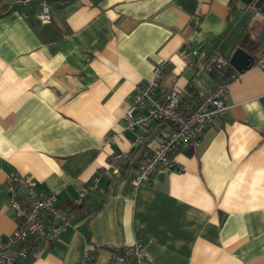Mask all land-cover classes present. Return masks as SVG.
I'll return each mask as SVG.
<instances>
[{"label":"crops","instance_id":"0c3cea01","mask_svg":"<svg viewBox=\"0 0 264 264\" xmlns=\"http://www.w3.org/2000/svg\"><path fill=\"white\" fill-rule=\"evenodd\" d=\"M0 7V238L16 226L11 171L56 191L70 217L15 264H109L135 238L150 264H264L263 13L241 0H52L42 21L40 1ZM245 32L260 45L256 63L227 75L202 69L212 56L229 59ZM161 62L157 94L189 88L187 112L226 80L228 109L198 147L177 151L181 170L135 186L139 161L173 126L151 122L134 146L124 114ZM115 153H127L119 176L82 195Z\"/></svg>","mask_w":264,"mask_h":264},{"label":"built area","instance_id":"2783aa9c","mask_svg":"<svg viewBox=\"0 0 264 264\" xmlns=\"http://www.w3.org/2000/svg\"><path fill=\"white\" fill-rule=\"evenodd\" d=\"M32 1L42 3L40 17L42 21H48L52 0H14V3L18 6H27ZM200 20L201 15L194 14L191 18L192 26L197 28ZM179 52L182 57L189 54L186 48ZM192 53L197 54V51L193 50ZM164 64V62L156 64L151 78L139 84L133 101L124 114L127 128L136 135L134 146L142 143L138 132H147L151 122L169 123L173 126L162 142L139 161L132 180L135 186L149 182L152 174L181 170L175 159L177 151L183 147H198L206 127L210 126L215 118L223 116L228 109L224 94L230 82L226 80L217 82L204 92L196 105L187 112L182 111L180 102L182 98L192 95L189 88L170 87L162 95L157 94L156 88L161 80ZM257 64L264 71V58L258 59ZM228 65V59L217 55L207 59L202 69L211 73ZM238 77L239 74L234 79ZM126 155L127 153L111 155L106 165L93 177L92 183L83 189L82 195L94 191L101 177L119 176V164ZM6 188L9 196L8 206L12 210L16 226L12 233L0 238V264H15L20 257L27 255L33 243L41 238L50 237L57 226L68 225L70 217L59 206L58 193L38 190L30 177H22L11 171L6 176ZM88 259L87 253L86 261ZM109 264L150 262L143 253L142 240L135 238L130 244L117 250L111 256Z\"/></svg>","mask_w":264,"mask_h":264},{"label":"water","instance_id":"95a60500","mask_svg":"<svg viewBox=\"0 0 264 264\" xmlns=\"http://www.w3.org/2000/svg\"><path fill=\"white\" fill-rule=\"evenodd\" d=\"M246 5H251L253 8L259 10L264 14V0H241ZM230 66L238 72H243L248 69L251 63V56L241 49L236 48L229 58Z\"/></svg>","mask_w":264,"mask_h":264},{"label":"trees","instance_id":"16d2710c","mask_svg":"<svg viewBox=\"0 0 264 264\" xmlns=\"http://www.w3.org/2000/svg\"><path fill=\"white\" fill-rule=\"evenodd\" d=\"M3 7H0V10ZM241 49L246 51L250 56H251V63L254 64L256 63V54L260 50V45L259 43L249 34L248 32H245L240 40H239V46ZM229 60V59H228ZM232 67L229 65L228 67H225L221 70H215L212 73L214 74H219V73H224V75H227L228 71L231 70ZM69 208L71 210L76 209L77 205L71 204L69 205Z\"/></svg>","mask_w":264,"mask_h":264},{"label":"rangeland","instance_id":"374dc122","mask_svg":"<svg viewBox=\"0 0 264 264\" xmlns=\"http://www.w3.org/2000/svg\"><path fill=\"white\" fill-rule=\"evenodd\" d=\"M255 9V8H254ZM251 11H253V10H251Z\"/></svg>","mask_w":264,"mask_h":264}]
</instances>
